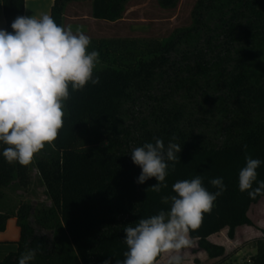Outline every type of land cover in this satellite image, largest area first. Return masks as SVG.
Returning a JSON list of instances; mask_svg holds the SVG:
<instances>
[{
	"label": "trees",
	"instance_id": "16d2710c",
	"mask_svg": "<svg viewBox=\"0 0 264 264\" xmlns=\"http://www.w3.org/2000/svg\"><path fill=\"white\" fill-rule=\"evenodd\" d=\"M77 1L86 0H54L50 16L63 26L68 5ZM88 1L91 17L116 22L130 0ZM179 1L159 3L172 9ZM2 3L11 32L12 21L24 16L25 0ZM191 16L190 26L161 40L90 38L88 51L100 54L94 70L100 82L71 92L54 146L46 145L28 166L9 164L0 154V205L5 188L30 187L33 168L53 204L0 209V231L11 217L21 230L18 241H0V264H18L27 249L37 250L31 264L123 261L124 227L168 211L162 197L175 195V182L197 175L210 192L217 191L211 179L223 178L226 186L190 230L199 249L220 258L225 248L211 235L227 229L233 239L238 227L255 226L248 211L264 193L253 199L241 192L238 173L247 145V154L262 161L253 189L264 181V0H198ZM154 138L182 147L159 193L151 189L155 178L137 183L141 168L131 159L132 149ZM261 232L246 264H264Z\"/></svg>",
	"mask_w": 264,
	"mask_h": 264
},
{
	"label": "clouds",
	"instance_id": "9594fccd",
	"mask_svg": "<svg viewBox=\"0 0 264 264\" xmlns=\"http://www.w3.org/2000/svg\"><path fill=\"white\" fill-rule=\"evenodd\" d=\"M11 29L0 28V145L5 146L0 154L9 164L28 166L46 145L54 146L71 92L81 91L89 83L99 84L94 70L100 54L88 51L91 40L87 35L58 25L50 15L17 16ZM154 139L155 143L132 149L131 159L141 168L137 183L155 178L157 183L151 189L159 193L167 187L169 162L174 168L182 147L171 141L165 146L163 140ZM243 147L245 165L238 173V187L254 199L264 193V181L253 189L262 161L247 154V145ZM209 183L217 191L210 192L199 175L175 182V195L162 197L163 203L170 202L168 211L124 227L127 251L116 264H156L161 254H167V264H184L180 253L191 247L190 230L200 226L203 214L210 213L226 191L223 178ZM36 251L27 249L18 264H31Z\"/></svg>",
	"mask_w": 264,
	"mask_h": 264
},
{
	"label": "rangeland",
	"instance_id": "374dc122",
	"mask_svg": "<svg viewBox=\"0 0 264 264\" xmlns=\"http://www.w3.org/2000/svg\"><path fill=\"white\" fill-rule=\"evenodd\" d=\"M197 1L180 0L175 8L166 9L160 5L159 0H130L123 19L116 22L94 19L91 17V2L88 0L77 1L70 5L69 11L70 17H76L69 18V20L77 24L82 29L81 32L89 38L119 37L161 40L169 37L176 29L191 25V13ZM31 177V185L28 189L18 186L4 189L5 197L0 209H9L15 212L22 202L35 204L37 210L52 207V201L44 190L40 176L34 168L31 171ZM18 189L22 191L20 194L16 193ZM248 215L255 224L254 230L241 226L236 229L233 239L228 237L227 229L222 230L214 237L218 242L215 244L225 248L224 256L216 258L217 260L212 262L210 259L214 258L202 257L201 259H205L203 264H246L249 261L250 257L256 253L257 238L254 236V231L258 235H262L259 225L260 223L264 224V198L251 205ZM200 250L202 249L198 248L197 240H191V247L183 249L180 254L193 252V255H196ZM201 259L195 258V262L200 263Z\"/></svg>",
	"mask_w": 264,
	"mask_h": 264
},
{
	"label": "crops",
	"instance_id": "0c3cea01",
	"mask_svg": "<svg viewBox=\"0 0 264 264\" xmlns=\"http://www.w3.org/2000/svg\"><path fill=\"white\" fill-rule=\"evenodd\" d=\"M54 3V0H25V11H24V16H34L36 18H39L43 15H50L51 14V7ZM75 3V2H73ZM70 3L67 7L65 16H64V22L63 26L66 28H71V30L76 33L77 31H81L82 29L75 23H72L69 18H75L76 16H69V11H70ZM78 26V27H77ZM0 28H6V20L3 14V3L2 0H0ZM35 169V168H34ZM36 173L38 174V171L36 170ZM39 175V174H38ZM16 186V185H13ZM44 188V187H43ZM45 190V189H44ZM22 191L21 189H18L16 193L20 194ZM264 198V197H263ZM262 198V199H263ZM2 210H7L10 211L9 209H2ZM259 229H264V224L260 223ZM248 228H251L254 230L253 226H246ZM239 228V227H238ZM254 236L255 238H259L262 235H258L256 231H254ZM20 226L18 225L17 218L16 217H11L7 221V226L4 231H0V241H18L20 238ZM213 234L209 237V240L218 243L215 240V235ZM192 240V239H190ZM199 254V255H198ZM184 255V256H183ZM182 256L184 257V264H203L205 259H201L202 257H206V259H209L208 255L206 254L205 251L200 250L196 255H193V252L189 253H184ZM195 258L201 259L200 263L195 262ZM212 261H216L217 259H210ZM156 264H167V254H162L161 257L156 261Z\"/></svg>",
	"mask_w": 264,
	"mask_h": 264
}]
</instances>
